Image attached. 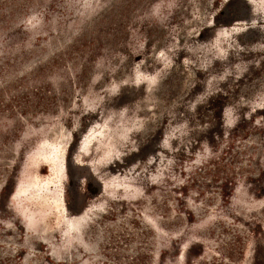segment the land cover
Masks as SVG:
<instances>
[{
	"label": "rangeland",
	"instance_id": "1",
	"mask_svg": "<svg viewBox=\"0 0 264 264\" xmlns=\"http://www.w3.org/2000/svg\"><path fill=\"white\" fill-rule=\"evenodd\" d=\"M0 264H264V0H0Z\"/></svg>",
	"mask_w": 264,
	"mask_h": 264
},
{
	"label": "trees",
	"instance_id": "2",
	"mask_svg": "<svg viewBox=\"0 0 264 264\" xmlns=\"http://www.w3.org/2000/svg\"><path fill=\"white\" fill-rule=\"evenodd\" d=\"M39 222L38 218H34L33 216H26V225L30 227L36 226V224Z\"/></svg>",
	"mask_w": 264,
	"mask_h": 264
}]
</instances>
